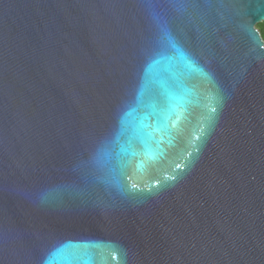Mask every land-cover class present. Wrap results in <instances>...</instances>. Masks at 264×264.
Wrapping results in <instances>:
<instances>
[{
    "label": "water",
    "instance_id": "1",
    "mask_svg": "<svg viewBox=\"0 0 264 264\" xmlns=\"http://www.w3.org/2000/svg\"><path fill=\"white\" fill-rule=\"evenodd\" d=\"M261 23L0 0V264H264Z\"/></svg>",
    "mask_w": 264,
    "mask_h": 264
},
{
    "label": "snow or ice",
    "instance_id": "2",
    "mask_svg": "<svg viewBox=\"0 0 264 264\" xmlns=\"http://www.w3.org/2000/svg\"><path fill=\"white\" fill-rule=\"evenodd\" d=\"M143 2H148V0H143ZM176 3H181V6H183V4H187V3H194L195 0H175ZM157 22L159 23V18L157 17ZM168 39V32L166 29V26L161 24L160 25V41L161 42H165ZM213 111H215V109H213Z\"/></svg>",
    "mask_w": 264,
    "mask_h": 264
},
{
    "label": "trees",
    "instance_id": "3",
    "mask_svg": "<svg viewBox=\"0 0 264 264\" xmlns=\"http://www.w3.org/2000/svg\"><path fill=\"white\" fill-rule=\"evenodd\" d=\"M257 29L260 31L262 38L264 40V23L259 24Z\"/></svg>",
    "mask_w": 264,
    "mask_h": 264
}]
</instances>
